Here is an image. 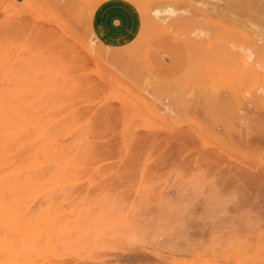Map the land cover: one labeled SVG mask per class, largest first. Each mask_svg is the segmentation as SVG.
Returning a JSON list of instances; mask_svg holds the SVG:
<instances>
[{"label":"rangeland","instance_id":"rangeland-1","mask_svg":"<svg viewBox=\"0 0 264 264\" xmlns=\"http://www.w3.org/2000/svg\"><path fill=\"white\" fill-rule=\"evenodd\" d=\"M153 7L0 0V264H264V53Z\"/></svg>","mask_w":264,"mask_h":264},{"label":"bare ground","instance_id":"bare-ground-1","mask_svg":"<svg viewBox=\"0 0 264 264\" xmlns=\"http://www.w3.org/2000/svg\"><path fill=\"white\" fill-rule=\"evenodd\" d=\"M145 3H148L150 4V6H154L152 8V13L151 15L156 17L157 16V13L160 12V6H165V10L168 12V14L164 17H169V21H170V25L173 24V23H181L183 24L184 22L186 23H194L198 20L200 21H206V22H215L219 25V27H221L222 25H224V23L230 25L228 23V18L230 20V22L233 21V23H235V21H237L238 25L243 23L244 26H246V28L244 30H240L238 32H234L235 34L239 33L240 35L243 36V39H245L246 41H251L253 44H250L248 45L247 48L243 49L242 48V52L238 53V55H233V59L235 60V64L237 67H240V68H244L245 71L247 69H249V67H251L253 64H252V61L255 60L256 56L259 55V54H262L264 53V0H215V1H208V0H143ZM174 6H185L182 10L183 12H176ZM177 13H180V14H177ZM175 14H177V17L174 19H170L171 16H174ZM220 16H225L227 17V19H222V17ZM221 19H220V18ZM224 18V17H223ZM219 19V20H218ZM221 20V21H220ZM227 20V21H226ZM223 21V22H222ZM236 24V23H235ZM234 24V25H235ZM185 25V23H184ZM198 25V24H197ZM243 25H241L240 27L244 28ZM178 26V25H177ZM187 26V25H186ZM201 26V25H200ZM207 26V25H206ZM232 26V25H230ZM215 27V26H214ZM173 28V27H172ZM217 30L218 28L215 27ZM223 30L225 28L221 27ZM222 30V31H223ZM226 30H229V29H226ZM218 32V31H217ZM226 32V31H225ZM187 34V33H186ZM190 34L194 35V36H197L198 38H193L190 36ZM212 34V32L210 33ZM233 34V33H232ZM201 35L202 36H208L209 35V29L208 28H202V27H196L192 30L189 31V35L187 36V39L185 40L186 42V45H187V48L188 50L190 49H197V48H201L203 47L204 45V42H207L205 43L206 46H204L206 49H211L212 48V43L210 41H207V39H204V38H201ZM245 37V38H244ZM248 40H247V39ZM251 45V46H250ZM115 48V47H114ZM119 51V49H118ZM260 52V53H259ZM259 53V54H257ZM257 54V55H256ZM110 56V55H109ZM121 56V55H120ZM113 57H116V56H113ZM123 57V56H122ZM124 58V57H123ZM112 60V58H111ZM115 60V59H113ZM130 60V59H129ZM117 62V59L115 60ZM114 61V62H115ZM133 61V60H132ZM124 62V60H123ZM254 62V61H253ZM119 63V61H118ZM132 63V62H131ZM124 64V63H123ZM122 64V65H123ZM133 64V63H132ZM112 65V64H111ZM131 65V64H130ZM114 68H115V65L113 64ZM121 66V65H120ZM118 68H119V65H118ZM116 67V69H118ZM128 68V67H126ZM138 68V67H137ZM140 68V67H139ZM121 69V68H120ZM251 69V68H250ZM119 70V69H118ZM141 70V69H140ZM139 70V71H140ZM134 71V70H133ZM142 71V70H141ZM144 71V70H143ZM245 71H243V73H245ZM112 72V71H111ZM131 72V70L129 71ZM135 74L137 75V71H134ZM124 73V72H123ZM145 73V72H144ZM144 73H139V74H142V77L145 76ZM248 73V70L247 72ZM125 74V73H124ZM123 74V75H124ZM130 74V73H129ZM134 73H132L133 75ZM138 74V75H139ZM127 75V73H126ZM131 75V76H132ZM128 76V75H127ZM132 79V78H131ZM146 79V78H144ZM147 79H149V76L147 75ZM151 79V78H150ZM156 79H152L150 81V84L153 83L152 85H156V82H155ZM145 86V85H144ZM158 86V85H157ZM145 88V87H144ZM155 88V86H154ZM153 88V89H154ZM152 88H145L144 91H145V94H144V97H146L143 101L144 102H149L150 104H153V107H154V110L159 114V116L163 115L164 113H168L170 110H171V107H170V102H169V98L170 97H166V99H163V100H159V102H155L154 101V98H153V90ZM263 91V90H261ZM262 94V93H261ZM170 96V95H169ZM218 97V96H217ZM216 97H213V104L217 105V103H219L218 105H220V103H222V101L224 102V98H216ZM147 99V100H146ZM219 99V100H217ZM165 100V101H164ZM143 102V103H144ZM249 103V102H248ZM121 105V104H120ZM123 106V105H122ZM123 108V107H121ZM120 109V108H119ZM104 111V110H103ZM102 112V111H101ZM110 112V111H109ZM109 112L107 111H104L103 114L107 117H104V118H108L110 117L109 115ZM10 114V113H9ZM102 114V113H101ZM109 115V116H108ZM156 115V114H155ZM259 120V122L255 121V120ZM257 118H254V121L256 123H260L261 125H264V117H257ZM261 118V119H260ZM103 120V119H102ZM194 125V124H193ZM192 125V126H193ZM258 125V124H257ZM191 126V127H192ZM195 126V125H194ZM198 129V128H197ZM195 132V131H194ZM264 132V131H263ZM193 133V132H191ZM258 133V132H257ZM262 133V132H261ZM196 134V133H195ZM167 135V134H166ZM169 135H170V132H169ZM174 135V134H173ZM176 135L178 136V138L176 137ZM194 135V134H193ZM264 135V134H263ZM11 136V135H10ZM153 136V135H152ZM171 137V135H170ZM173 137V136H172ZM175 137L176 139H178L177 143H176V146L175 147H172V149L175 150L174 153L176 154H181L184 150H185V146L186 144V141L187 139H191V136L186 133L185 131H178L175 133ZM193 137V136H192ZM263 137V136H260V138ZM141 138V137H140ZM157 138V136L155 137ZM159 139L160 138V135L158 137ZM168 138V136H167ZM258 138H259V135H258ZM142 139V138H141ZM146 139V138H145ZM149 139V138H148ZM173 139V138H172ZM195 140V139H194ZM263 139L261 138V141ZM139 141H141L139 139ZM146 141V140H145ZM163 141V139H162ZM162 141H160V143H158L159 145L161 144L162 145ZM171 141V140H170ZM174 142L176 140H173ZM192 141V140H191ZM258 141V140H256ZM143 142V140L141 141ZM140 142V143H141ZM154 142V141H153ZM173 142V143H174ZM259 142V141H258ZM138 143V141H137ZM150 143V140L148 141L147 144ZM252 143V142H251ZM263 143V142H262ZM171 144H172V141H171ZM189 144V143H188ZM187 144V145H188ZM191 144V142H190ZM141 145H144V144H141ZM140 145V147H141ZM154 145V144H153ZM157 146V144H155ZM157 146V147H160V146ZM175 145V144H174ZM137 146V145H136ZM139 146V145H138ZM137 146V147H138ZM149 146V145H148ZM151 146H152V142H151ZM172 146V145H171ZM153 147V146H152ZM139 148V147H138ZM137 148V149H138ZM144 148H145V145H144ZM149 148V147H148ZM151 148V147H150ZM162 148V147H160ZM139 149H143L142 147L139 148ZM138 149V150H139ZM166 149V148H165ZM169 149V148H167ZM107 151V149H106ZM166 151V150H165ZM168 151V150H167ZM171 151V150H170ZM104 152H105V149H104ZM106 153V152H105ZM165 153V152H164ZM169 153V152H168ZM172 153V152H171ZM208 154V152H206ZM167 154V152H166ZM202 154V152L200 153ZM204 154V152H203ZM205 154V155H207ZM211 154V153H210ZM209 154V155H210ZM169 155V154H168ZM208 155V156H209ZM162 156V155H161ZM163 156H165V154H163ZM171 155H169L170 157ZM198 156V155H197ZM166 157V156H165ZM217 157V156H216ZM171 158V157H170ZM173 160H174V156H172ZM221 158V157H220ZM162 159H165V158H162ZM161 159V160H162ZM169 159V158H168ZM203 159V158H202ZM201 159V161H202ZM160 160V161H161ZM172 160V159H171ZM169 159V163L171 161ZM159 161V162H160ZM167 157H166V162H167ZM162 162V161H161ZM172 163V161H171ZM161 164V163H159ZM166 164V163H165ZM163 165V164H162ZM264 167V166H263ZM219 174V173H218ZM222 176V175H221ZM220 176V177H221ZM8 208V207H7ZM133 254V253H132ZM135 255H137L135 253ZM130 255H128V258ZM132 256V255H131ZM137 256H140V255H137ZM136 257V256H135ZM132 256V258H135ZM136 258H139V257H136ZM143 258V257H142Z\"/></svg>","mask_w":264,"mask_h":264}]
</instances>
